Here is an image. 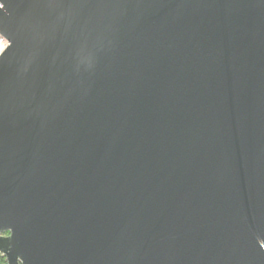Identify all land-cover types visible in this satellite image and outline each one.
<instances>
[{
    "label": "water",
    "instance_id": "obj_1",
    "mask_svg": "<svg viewBox=\"0 0 264 264\" xmlns=\"http://www.w3.org/2000/svg\"><path fill=\"white\" fill-rule=\"evenodd\" d=\"M7 264H264V0H0Z\"/></svg>",
    "mask_w": 264,
    "mask_h": 264
},
{
    "label": "built area",
    "instance_id": "obj_2",
    "mask_svg": "<svg viewBox=\"0 0 264 264\" xmlns=\"http://www.w3.org/2000/svg\"><path fill=\"white\" fill-rule=\"evenodd\" d=\"M7 47H8L7 41L4 40L2 38V36L0 35V56L5 52V50L7 49Z\"/></svg>",
    "mask_w": 264,
    "mask_h": 264
},
{
    "label": "trees",
    "instance_id": "obj_3",
    "mask_svg": "<svg viewBox=\"0 0 264 264\" xmlns=\"http://www.w3.org/2000/svg\"><path fill=\"white\" fill-rule=\"evenodd\" d=\"M0 264H7V260L0 254Z\"/></svg>",
    "mask_w": 264,
    "mask_h": 264
},
{
    "label": "snow or ice",
    "instance_id": "obj_4",
    "mask_svg": "<svg viewBox=\"0 0 264 264\" xmlns=\"http://www.w3.org/2000/svg\"><path fill=\"white\" fill-rule=\"evenodd\" d=\"M0 5H2V7H3V4H0Z\"/></svg>",
    "mask_w": 264,
    "mask_h": 264
}]
</instances>
